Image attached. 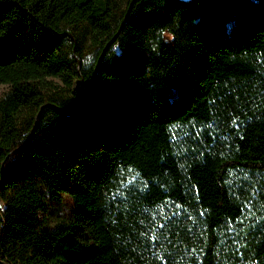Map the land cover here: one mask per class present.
<instances>
[{
  "label": "trees",
  "instance_id": "obj_1",
  "mask_svg": "<svg viewBox=\"0 0 264 264\" xmlns=\"http://www.w3.org/2000/svg\"><path fill=\"white\" fill-rule=\"evenodd\" d=\"M0 264H264V0H0Z\"/></svg>",
  "mask_w": 264,
  "mask_h": 264
},
{
  "label": "water",
  "instance_id": "obj_2",
  "mask_svg": "<svg viewBox=\"0 0 264 264\" xmlns=\"http://www.w3.org/2000/svg\"><path fill=\"white\" fill-rule=\"evenodd\" d=\"M82 99H83V97L81 98V100H82ZM80 105H81V103H80ZM80 105H79V106H80ZM40 113H41V112H40Z\"/></svg>",
  "mask_w": 264,
  "mask_h": 264
},
{
  "label": "bare ground",
  "instance_id": "obj_3",
  "mask_svg": "<svg viewBox=\"0 0 264 264\" xmlns=\"http://www.w3.org/2000/svg\"><path fill=\"white\" fill-rule=\"evenodd\" d=\"M81 105H82V101H81ZM81 105H80V107H81Z\"/></svg>",
  "mask_w": 264,
  "mask_h": 264
}]
</instances>
